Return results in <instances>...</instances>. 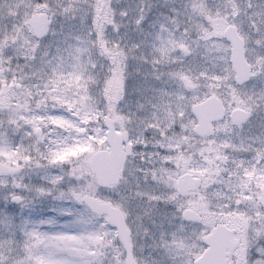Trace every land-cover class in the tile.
<instances>
[{
    "label": "snow or ice",
    "instance_id": "6c2138e0",
    "mask_svg": "<svg viewBox=\"0 0 264 264\" xmlns=\"http://www.w3.org/2000/svg\"><path fill=\"white\" fill-rule=\"evenodd\" d=\"M0 264H264V0H0Z\"/></svg>",
    "mask_w": 264,
    "mask_h": 264
}]
</instances>
